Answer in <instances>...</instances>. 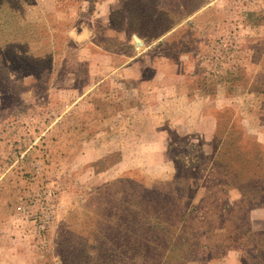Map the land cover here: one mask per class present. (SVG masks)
<instances>
[{
	"label": "rangeland",
	"instance_id": "374dc122",
	"mask_svg": "<svg viewBox=\"0 0 264 264\" xmlns=\"http://www.w3.org/2000/svg\"><path fill=\"white\" fill-rule=\"evenodd\" d=\"M252 129L264 0H0V264H206L238 236L252 259L264 229L220 218L241 193L209 169L227 140L232 184L262 183Z\"/></svg>",
	"mask_w": 264,
	"mask_h": 264
},
{
	"label": "trees",
	"instance_id": "16d2710c",
	"mask_svg": "<svg viewBox=\"0 0 264 264\" xmlns=\"http://www.w3.org/2000/svg\"><path fill=\"white\" fill-rule=\"evenodd\" d=\"M219 125L220 123L218 122V128H217V131L215 133V137L216 135L218 136V133H219ZM235 141L238 142L239 144V136L237 137H234ZM226 141L227 140H221L220 144L219 142H217L215 145H214V152H215V155H214V160H213V164L211 165V167L209 168L210 171L214 172L216 171L218 168L221 169L224 173V179L227 180V183L225 184L228 188H231V187H237L241 193V196L238 200H236V203L234 204H231V203H223L221 204L222 206H220L221 208V211H223L225 213L224 216H221V214H219L218 216L220 218L224 217L226 218V221L229 223L231 220L229 219V215L228 214H233L232 212H234L235 209H239V210H243V204H247L249 205V209H252L253 207H256L257 205H264V200L260 199L261 197H257L255 195H253L252 193H259V192H264V173L260 174V173H257L259 170H261V168H258L257 172L252 176L254 178H260L262 180V183H259L258 185H248V186H240V185H234L232 184V179H237L240 177V175L242 174V170L239 169L235 163H233V166H226V164H223L222 162L220 163V157L222 155V146L224 144H226ZM234 142V143H236ZM246 144H251L252 146H254L255 148H259V150H261L263 148V145L261 143H259L258 141H245ZM238 144L236 146H238ZM224 165V166H223ZM222 177V175L220 176ZM261 189V190H260ZM225 191H229V189H225ZM249 193V194H248ZM174 202V201H173ZM184 203V202H183ZM185 204V203H184ZM192 207H194V209H197L198 207L197 206H194L192 205ZM173 208H176V207H173ZM248 209V208H247ZM184 215V213H183ZM225 230L228 231V230H231L230 228V225H225ZM235 229V228H234ZM233 229V231H235ZM237 229H239V227H237ZM227 236V234H225ZM243 236V235H242ZM251 236H254L252 238V243L251 245V249H252V253H253V256H252V259L250 260H246L247 261V264H264V230L258 232V233H253L251 234ZM232 238V236H228L226 237V240L227 241H230V239ZM238 239H240V236H238ZM237 238L235 239V241L233 242H230L232 245L233 244H236L237 246L239 245L238 244V240ZM240 246V245H239ZM246 252V251H244ZM186 250H182L180 252V255L178 257V260L180 262H177V263H180V264H184L186 263L185 262V257H186Z\"/></svg>",
	"mask_w": 264,
	"mask_h": 264
},
{
	"label": "crops",
	"instance_id": "0c3cea01",
	"mask_svg": "<svg viewBox=\"0 0 264 264\" xmlns=\"http://www.w3.org/2000/svg\"><path fill=\"white\" fill-rule=\"evenodd\" d=\"M165 118H167V116L163 117V119ZM214 128L215 121L212 124V132ZM249 133H254L259 141H264L262 139L263 135L259 131L252 129L249 130ZM248 217L251 231L264 229V205H257L256 207H253L250 210ZM219 231H226L225 227L221 228ZM229 232L230 230L227 231V235H230ZM232 232L233 229L231 233ZM221 249V252L208 260L206 264H247V261L243 257V251L239 245L237 246L236 244L232 245L224 243Z\"/></svg>",
	"mask_w": 264,
	"mask_h": 264
},
{
	"label": "built area",
	"instance_id": "2783aa9c",
	"mask_svg": "<svg viewBox=\"0 0 264 264\" xmlns=\"http://www.w3.org/2000/svg\"><path fill=\"white\" fill-rule=\"evenodd\" d=\"M46 218H40V219H38V221H39V230H42V229H44L46 226H45V222H46Z\"/></svg>",
	"mask_w": 264,
	"mask_h": 264
}]
</instances>
